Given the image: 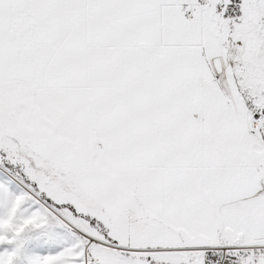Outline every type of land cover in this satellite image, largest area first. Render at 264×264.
Instances as JSON below:
<instances>
[{"label":"snow or ice","instance_id":"snow-or-ice-1","mask_svg":"<svg viewBox=\"0 0 264 264\" xmlns=\"http://www.w3.org/2000/svg\"><path fill=\"white\" fill-rule=\"evenodd\" d=\"M0 264H264V0H0Z\"/></svg>","mask_w":264,"mask_h":264}]
</instances>
